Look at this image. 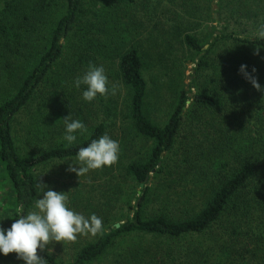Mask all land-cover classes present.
I'll return each instance as SVG.
<instances>
[{"label": "trees", "instance_id": "16d2710c", "mask_svg": "<svg viewBox=\"0 0 264 264\" xmlns=\"http://www.w3.org/2000/svg\"><path fill=\"white\" fill-rule=\"evenodd\" d=\"M31 1L23 15L17 0L16 6L11 0H0V193L4 202L0 223L10 228L21 211L26 214L34 208L40 195L37 169L75 160L80 147L108 134L120 142L117 168L121 180L145 188L135 201L132 192L122 193L117 185L111 170L114 165L106 167L105 189L121 196L124 211L98 238L77 251L69 264H102L119 246L125 248L117 253L125 264H264V242L258 244L257 234L250 229L257 219L261 223L254 227L264 226V93L239 74L242 64L249 72L255 68L257 81L264 87V41L224 29L205 48L197 37L185 35L181 45L195 55L192 82L184 84V61L175 60L172 74L167 72V81L156 92L155 99L167 107V119L159 124L148 113L154 90L144 76V59L131 39L124 37L125 46L111 58L117 61L116 72L107 77L109 82L119 79L127 91L126 114L117 115L111 98L98 97L99 109L91 117L85 114L89 103L82 99V89L72 83L83 74L82 65L95 56L102 59L105 47L96 39L95 24L83 21L85 0ZM219 21L221 15L213 18ZM76 35L86 44L84 51L69 49ZM228 42L239 48L237 56L219 55V46ZM65 60L70 62V86L65 75L51 82L59 76L55 68ZM228 61L231 65L219 73ZM49 85L62 92L46 93ZM46 108L53 113L48 115ZM23 114L29 118L21 143L26 137L28 143L40 146L38 152L21 150L16 128ZM68 114L88 128L71 147L62 141V118ZM118 117L123 123L120 130L126 129L134 138L116 139L112 124ZM137 140L149 144L146 153H132ZM159 200L171 204L173 210L148 216L147 209ZM133 240L143 244L133 247ZM185 242L190 247L183 254L181 243ZM38 255L46 264H63L47 251L38 250ZM0 264L8 263L0 257Z\"/></svg>", "mask_w": 264, "mask_h": 264}, {"label": "rangeland", "instance_id": "374dc122", "mask_svg": "<svg viewBox=\"0 0 264 264\" xmlns=\"http://www.w3.org/2000/svg\"><path fill=\"white\" fill-rule=\"evenodd\" d=\"M11 1L12 5L16 6V0ZM17 1L19 5L18 9L23 15L28 13L27 11L32 6V1ZM41 1L43 0H38V3ZM218 2L219 0H135V2L130 5L129 3L112 2L110 0H85L83 21H90L95 24L94 30L99 32L96 35V39L100 40L99 42L102 43L105 48H103L101 55L103 60L99 56H95V59L89 60L86 64L82 65L81 69L84 72L87 66L93 63L97 66H103L106 75L107 73H115L117 61H112L111 58L125 46L123 42L124 37L131 39L144 59V76L151 89L154 90V93H152L150 97V104L148 107L149 116L157 123L162 124L167 119V107L164 102H160L158 99L156 100L155 96L159 92L158 89L163 87V83L167 81V72L172 74L171 64H173L175 60L179 59L184 61L186 67L183 74L184 84L189 85L192 82V74L195 67V63L192 61L195 55L191 51L184 49L181 45L185 35L190 34L197 37L205 45V48H208L214 36L219 35L224 29L227 32H235L242 37H255L254 33L257 27L260 24H264V0H222L220 8L218 7ZM53 3L54 1L52 0V4ZM49 9L50 8H48V10ZM51 12L52 15H57V11L51 10ZM44 14H46V18L49 19L47 13L44 12ZM220 15L221 21L213 22V18L218 20ZM20 30H24V28L21 27ZM79 39L80 36H73L69 42V49H78L77 52L84 51L86 44L79 41ZM36 41H38V39L32 40V42ZM238 49V47L228 42L225 43V45H220L218 52L219 55L237 56L239 53ZM27 55H29V50L26 53V56ZM219 55L218 57H221ZM74 56L79 58L80 54H75ZM107 56L109 58H106ZM216 56L217 54L215 57ZM70 57L72 59L71 54ZM64 62L61 63L59 67L55 68V72L57 74L59 73V76L57 79H52L51 82H54V80H61L65 75L66 82L68 86H70V62L66 60ZM66 65L69 66L67 72L65 71ZM166 65L168 66L165 67ZM230 65L228 61L225 64L226 68L221 66L218 72L222 73L224 69H227ZM22 67L23 65L20 66L18 70ZM213 69L215 68L213 67ZM24 71L25 69L21 70L19 73H23ZM78 74H80V72ZM114 76L117 77V74H114ZM114 79L115 80L109 82L110 88L115 86L114 92L110 91L109 96L107 94L102 97L112 99V107L113 109L114 107L117 108V115L123 111H125L126 114L127 110L125 108L128 107V93L119 85V79ZM49 86V89L45 90L46 93L51 90V92L56 90H59L60 93L62 92L58 87ZM62 86L64 90H66L67 86ZM97 99L89 103V105H86V116L90 115L92 117L94 112L98 111L99 105ZM156 101L163 105L158 104ZM190 103L191 102H188V104ZM50 105H54V103ZM46 110L48 115L53 113L51 109L46 108ZM231 116L232 114L229 117ZM28 118V115L24 116L23 114L21 125L16 128L19 132L18 138L20 143L24 133L22 128L24 125H27ZM117 119H119L117 123L115 122L116 124H112L116 126L114 131L116 139L125 136L128 139L134 138L127 134L126 129L120 130L123 123L121 117ZM109 122L112 123L111 120ZM47 124L50 126L49 123ZM230 129H232V126ZM56 132L58 133L60 131L57 130ZM118 143L120 144L119 141ZM20 146L23 148L21 150L26 152H38L40 149L39 145L28 143L26 137L25 139L23 138ZM148 147L149 144L145 141L137 140L135 146H133L134 150L132 153H146ZM68 161L69 160L56 161L37 169L36 175L38 182L57 192L66 193L68 197L67 204L74 211L81 213L85 217H89L93 214L100 217L103 222L102 230L112 226L122 215L124 211V202H121V196H113L106 191V167L99 170H92L88 174L78 177L75 173L67 170L68 164L70 163V161ZM111 170L113 175L117 177V185L122 187V193H126L125 190L132 192L134 200L137 201L138 197L141 195V191L145 187L143 186V188H141V186H138L133 181H122L119 177L117 162ZM39 187L41 195V186L39 185ZM135 193L136 195H134ZM3 207L4 202L2 201L0 193V219L3 218ZM172 210L173 206L171 204L166 202L163 203L159 200L147 209V215L153 216L161 212L167 213ZM257 220H260V222ZM257 220H254V225L260 224L262 219ZM254 225L250 224V229H252L253 232L255 231L257 234L256 241L258 244H261L264 242V226L259 225L254 227ZM102 230L96 234H78L77 238L73 241L53 243L48 246L52 251L49 252L47 249L45 251L53 255L59 262L69 264L75 253L85 246L86 243L98 238ZM130 244L138 248L143 243L139 240H133ZM123 247L124 246H119L115 250L116 252L113 251V253H110L102 264H125V261H122V259L118 257L119 255L117 256L119 250H125ZM189 247V242L181 243L183 254H185ZM178 249L177 247L176 250ZM0 257L4 258L5 262L8 264H24L23 261L17 259L15 253H11L7 257L0 255Z\"/></svg>", "mask_w": 264, "mask_h": 264}, {"label": "clouds", "instance_id": "9594fccd", "mask_svg": "<svg viewBox=\"0 0 264 264\" xmlns=\"http://www.w3.org/2000/svg\"><path fill=\"white\" fill-rule=\"evenodd\" d=\"M255 38L264 41V24H260L255 33ZM259 49H257V53ZM248 66L242 64L239 74L249 82L257 91L264 93L255 76L256 69L251 72ZM72 86L82 89V99L91 103L98 97L114 92L110 88L109 80L103 66L89 64L83 74L78 76ZM63 120L64 133L62 141L65 147L73 146L79 136L88 133V128L78 118L68 114ZM120 145L108 134L97 139H92L86 147H80L75 154V161L69 160L68 171L75 173L78 177L88 174L92 170H99L114 165L119 158ZM68 161V162H69ZM40 180V178H39ZM41 195L36 199L34 208L26 214L21 211L19 218L12 220L10 228L0 223V255L7 257L15 253L18 260L24 264H46V259L38 255L53 243L73 241L78 234H96L102 230V219L95 214L85 217L71 209L64 192H57L39 183Z\"/></svg>", "mask_w": 264, "mask_h": 264}, {"label": "water", "instance_id": "95a60500", "mask_svg": "<svg viewBox=\"0 0 264 264\" xmlns=\"http://www.w3.org/2000/svg\"><path fill=\"white\" fill-rule=\"evenodd\" d=\"M144 185H141V188H143ZM120 226V224H117L116 227L118 228Z\"/></svg>", "mask_w": 264, "mask_h": 264}]
</instances>
